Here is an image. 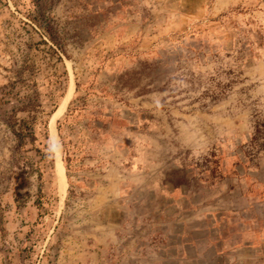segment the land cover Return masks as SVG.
Returning a JSON list of instances; mask_svg holds the SVG:
<instances>
[{
    "label": "rangeland",
    "instance_id": "obj_1",
    "mask_svg": "<svg viewBox=\"0 0 264 264\" xmlns=\"http://www.w3.org/2000/svg\"><path fill=\"white\" fill-rule=\"evenodd\" d=\"M4 69L0 264H264V0H0Z\"/></svg>",
    "mask_w": 264,
    "mask_h": 264
},
{
    "label": "trees",
    "instance_id": "obj_2",
    "mask_svg": "<svg viewBox=\"0 0 264 264\" xmlns=\"http://www.w3.org/2000/svg\"><path fill=\"white\" fill-rule=\"evenodd\" d=\"M4 71L9 75H13V78L8 80L7 83L0 85V112H4L2 106L6 104L10 97L15 99L17 106L11 111L13 115H8L6 126L18 139L19 145H21L26 137L32 135L30 120L34 119L32 109L36 99L32 88L21 79L22 70L4 69ZM17 112H26L28 115L27 119H18Z\"/></svg>",
    "mask_w": 264,
    "mask_h": 264
},
{
    "label": "bare ground",
    "instance_id": "obj_3",
    "mask_svg": "<svg viewBox=\"0 0 264 264\" xmlns=\"http://www.w3.org/2000/svg\"><path fill=\"white\" fill-rule=\"evenodd\" d=\"M62 108H63V106H62ZM62 108H60V109L58 110L57 114L61 111ZM57 171H58V174H59L60 180H61L62 185H63L64 173H63V166H62V163H61V160H60L59 155L57 156Z\"/></svg>",
    "mask_w": 264,
    "mask_h": 264
}]
</instances>
